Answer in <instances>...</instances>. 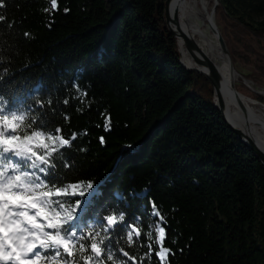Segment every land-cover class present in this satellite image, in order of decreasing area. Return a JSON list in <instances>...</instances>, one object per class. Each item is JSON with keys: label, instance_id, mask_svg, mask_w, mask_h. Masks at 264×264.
I'll list each match as a JSON object with an SVG mask.
<instances>
[{"label": "trees", "instance_id": "16d2710c", "mask_svg": "<svg viewBox=\"0 0 264 264\" xmlns=\"http://www.w3.org/2000/svg\"><path fill=\"white\" fill-rule=\"evenodd\" d=\"M165 2L3 0L0 114L18 109L20 135L37 127L32 120L76 134L49 159L85 196L89 181L100 185L85 235L111 241L103 264H264V167L223 121L209 80L181 66ZM215 20L235 69L251 68L247 79L264 86V0H218ZM41 101L43 111L25 109ZM106 215L140 235L129 242L131 228L105 233L92 223ZM80 242L83 253L77 245L56 264L95 260L90 239Z\"/></svg>", "mask_w": 264, "mask_h": 264}, {"label": "snow or ice", "instance_id": "6c2138e0", "mask_svg": "<svg viewBox=\"0 0 264 264\" xmlns=\"http://www.w3.org/2000/svg\"><path fill=\"white\" fill-rule=\"evenodd\" d=\"M3 7V0H0V8ZM52 7H56V0H52ZM4 19L0 15V21ZM97 54L98 58L103 59L106 49H98ZM43 103L40 102L39 109L30 105H26L25 109L33 113L43 111ZM17 113L16 107H10L5 114H0V262L41 264L51 257L53 264H56V258H60L62 253L64 257L72 258L77 245L83 253L85 244L80 241L84 239H90V251L95 257V260L93 255L83 257L84 264H103L101 257L112 260L111 241L102 247L100 232L88 231L85 235V228L89 227L85 218L100 185L94 187L89 181L86 187L91 192L85 196L80 185L69 183L67 174L59 171L57 164L49 159L52 152L58 151V147H70V141L76 139V134L65 138L60 135L59 126L53 133L42 121L32 120L30 123H36L37 127L20 135L17 129L24 117ZM69 166L65 160L64 167ZM149 207L152 214L163 220L155 210L154 201H149ZM123 217L121 213L119 218L122 220ZM92 223L99 224L105 233L122 227L131 228L127 233L129 242L133 239L134 231L137 236L140 235L130 221L120 225L116 215H106ZM158 231L160 244L163 245L165 229L160 227ZM168 253L169 249L162 247L157 255L163 259ZM123 255L127 257L129 254L125 251ZM61 264L76 262L62 259Z\"/></svg>", "mask_w": 264, "mask_h": 264}, {"label": "bare ground", "instance_id": "6f19581e", "mask_svg": "<svg viewBox=\"0 0 264 264\" xmlns=\"http://www.w3.org/2000/svg\"><path fill=\"white\" fill-rule=\"evenodd\" d=\"M215 4V2H214ZM209 0H173L171 16L176 12L180 18V28L185 35L194 41L200 51L210 59L223 78L221 96L234 124L242 130H247L255 142L264 151V107L255 100L240 94L245 112H242L238 99L232 92L236 88L240 76L233 72L228 57L219 44L218 29ZM181 64L187 69H200L204 73L208 68L198 66L180 46ZM247 86L251 87L247 84Z\"/></svg>", "mask_w": 264, "mask_h": 264}, {"label": "water", "instance_id": "95a60500", "mask_svg": "<svg viewBox=\"0 0 264 264\" xmlns=\"http://www.w3.org/2000/svg\"><path fill=\"white\" fill-rule=\"evenodd\" d=\"M173 0H166L164 5V21L166 28L168 32L178 41V46L184 47L188 55L191 57V59L200 67L208 68V72L204 73L200 69H187L185 68L180 61L181 66L187 70L189 73H198L202 76H204L207 80H209L214 88V94H215V108L220 113L223 121L227 125V127L236 135L237 139L245 145L247 148H249L253 154L257 157L259 162L264 167V151L261 149V147L255 142L253 137L250 136L249 132L247 130L239 129L234 122L231 120V117L229 116L228 110L226 108V105L222 99L221 96V87L223 83V78L220 75L219 71L213 64V62L208 59L204 53H202L197 46V44L192 41L187 35L183 33V31L180 28V18L178 12H176L173 16H171V5ZM218 6V0H215L214 8H213V16L215 17L216 8ZM215 32L218 35L219 44L221 46L222 51L225 53V55L229 59L230 66L232 68V71L235 72V68L233 65V62L231 60V57L229 55V51L227 49L226 43L224 41V38L222 34L220 33L219 29H215ZM232 92L234 96L240 97V94L238 93L237 89L233 86ZM241 98V97H240ZM238 103L242 110V112H245L244 105L241 101Z\"/></svg>", "mask_w": 264, "mask_h": 264}, {"label": "rangeland", "instance_id": "374dc122", "mask_svg": "<svg viewBox=\"0 0 264 264\" xmlns=\"http://www.w3.org/2000/svg\"><path fill=\"white\" fill-rule=\"evenodd\" d=\"M209 2H210V5H211V8H212L213 7L212 5H214L215 0H209ZM215 22H216V20H215ZM216 25H217V27L219 29V26H218L217 22H216ZM219 31H220V29H219ZM220 33H221V31H220ZM229 55H230V52H229ZM230 57H231V55H230ZM231 60H232V58H231ZM233 65H234V63H233ZM234 68H235V65H234ZM236 72L240 76L239 81H238V83L236 85V89H237L239 94H242V95H244V96H246L248 98H251L252 100H254L256 97L264 98V86H259V85L255 84L252 80L247 79V76L252 73V69L251 68L243 67V66L240 65V66H238V71L236 70ZM196 74H198V73H196ZM247 84L250 85L251 87L247 86ZM213 95H214L213 96V102H214V99H215L214 88H213ZM255 101L257 103H259L261 106L264 107V104L260 103L257 100H255ZM214 104H215V102H214Z\"/></svg>", "mask_w": 264, "mask_h": 264}]
</instances>
